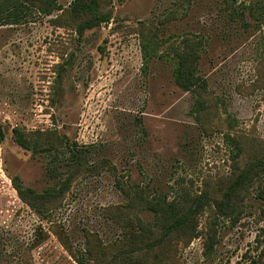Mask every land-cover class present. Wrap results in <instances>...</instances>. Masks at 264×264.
I'll list each match as a JSON object with an SVG mask.
<instances>
[{
  "label": "rangeland",
  "instance_id": "obj_1",
  "mask_svg": "<svg viewBox=\"0 0 264 264\" xmlns=\"http://www.w3.org/2000/svg\"><path fill=\"white\" fill-rule=\"evenodd\" d=\"M61 1L68 6L71 0ZM225 5V0H113V19L81 39L70 25L56 22L61 11L45 15L30 9L20 22L0 25V122L6 130L0 145V264H78L50 231L52 225L79 253L87 231L102 244L121 236L103 207L124 201L122 182L169 199L209 188L220 195L238 167L264 157V28L249 16L252 26L242 25ZM142 22L158 27L161 38L191 32L208 40L199 64L211 102L205 122L191 111L192 92L174 82L171 63L144 59ZM66 59L64 94L56 100L54 86ZM16 125L56 127L99 164L97 172L73 182L48 218L26 205L13 187L15 174L37 190L53 182L50 156L19 146L12 134ZM232 137L245 143L239 158ZM106 158L116 171L102 161ZM261 186L264 178L246 193L238 219L215 218L209 210L199 237L173 239L142 261L246 264L258 257L264 248ZM213 220L217 241L207 249ZM42 230L49 236L37 244Z\"/></svg>",
  "mask_w": 264,
  "mask_h": 264
},
{
  "label": "trees",
  "instance_id": "obj_2",
  "mask_svg": "<svg viewBox=\"0 0 264 264\" xmlns=\"http://www.w3.org/2000/svg\"><path fill=\"white\" fill-rule=\"evenodd\" d=\"M112 2L113 0H71L66 6L61 0H0V25L20 22L30 9L45 15L61 11L56 22L70 25L81 39L87 30L113 19V7L110 6ZM225 2L230 13L242 25L252 26L246 19L249 16L257 22V28H264V0ZM140 35L146 62L156 57L171 63L174 82L183 90L192 92L195 99L191 111L197 121L205 122V112L211 102L208 100L207 77L200 72L199 64L208 40L200 33L191 32L182 36L173 35L172 39L161 38L159 28L147 22L141 23ZM163 46L167 48L162 49ZM69 59L60 64L54 86L56 100L64 94L61 76L66 71L65 64ZM12 134L13 140L25 150L50 156L48 173L53 182L42 190L25 186L19 174L11 177L19 198L40 216L48 218L52 215L77 178L98 171L99 164L89 161L87 149H83L76 141H71L56 127L28 129L16 125L12 128ZM5 138L6 130L0 122V145ZM231 142L236 148V158H239L245 152L243 138L232 137ZM102 161L106 166L109 164V169L116 171L107 158ZM263 178L264 157H260L238 167L220 195L218 190L209 188L199 195L183 193L169 199L166 194L148 192L140 184L122 182L119 186L124 194V201L103 207L104 216L121 228V236L102 244L97 234L87 231L86 247L79 253L68 244L66 234L58 225H52L50 231L58 237L78 264H144V255L161 251L173 239L189 241L199 237L202 234L199 229L202 216L209 210L215 214V218L227 216L238 219L243 212L246 193L254 183L259 184ZM257 197L264 200V186L260 187ZM262 212L264 213V208ZM215 222L213 220L208 230L207 249L213 248L217 241ZM39 236L37 244L45 240L49 232L42 230ZM246 264H264V248L258 257Z\"/></svg>",
  "mask_w": 264,
  "mask_h": 264
}]
</instances>
